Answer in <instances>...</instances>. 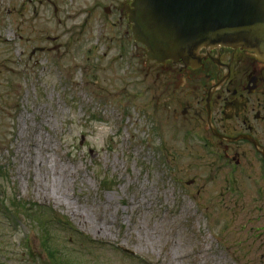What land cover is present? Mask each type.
<instances>
[{
    "label": "rangeland",
    "instance_id": "obj_1",
    "mask_svg": "<svg viewBox=\"0 0 264 264\" xmlns=\"http://www.w3.org/2000/svg\"><path fill=\"white\" fill-rule=\"evenodd\" d=\"M123 6L0 0V264H264L262 156L184 113Z\"/></svg>",
    "mask_w": 264,
    "mask_h": 264
},
{
    "label": "water",
    "instance_id": "obj_2",
    "mask_svg": "<svg viewBox=\"0 0 264 264\" xmlns=\"http://www.w3.org/2000/svg\"><path fill=\"white\" fill-rule=\"evenodd\" d=\"M127 1L133 35L149 62L195 68L202 50L218 47L253 51L264 60V0Z\"/></svg>",
    "mask_w": 264,
    "mask_h": 264
},
{
    "label": "flooded vegetation",
    "instance_id": "obj_3",
    "mask_svg": "<svg viewBox=\"0 0 264 264\" xmlns=\"http://www.w3.org/2000/svg\"><path fill=\"white\" fill-rule=\"evenodd\" d=\"M128 4L124 2V12ZM200 54L202 60L195 68L173 61L152 63L171 80H177L172 91L176 103L185 107V114L190 110L198 114L204 134L225 145V155H229L232 146L243 144L256 152L255 145L245 136L255 139L261 146L259 150H264L259 137V130H264V60L254 52L229 47L205 49ZM190 82L193 85L188 87ZM171 84L172 81L168 86ZM180 94H186V99L180 100ZM227 138L241 140L231 143ZM219 145L212 144L220 151Z\"/></svg>",
    "mask_w": 264,
    "mask_h": 264
},
{
    "label": "bare ground",
    "instance_id": "obj_4",
    "mask_svg": "<svg viewBox=\"0 0 264 264\" xmlns=\"http://www.w3.org/2000/svg\"><path fill=\"white\" fill-rule=\"evenodd\" d=\"M45 165H46V164H44L43 167H44ZM43 167H42V168H43ZM43 169H44V168H43ZM44 170H46V169H44ZM83 219H84V218H83ZM84 220H85V219H84ZM85 221H86V220H85Z\"/></svg>",
    "mask_w": 264,
    "mask_h": 264
}]
</instances>
